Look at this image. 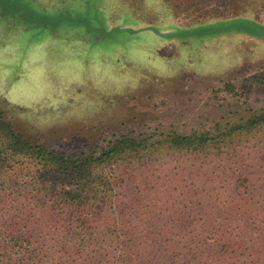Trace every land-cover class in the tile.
I'll list each match as a JSON object with an SVG mask.
<instances>
[{"label":"rangeland","instance_id":"374dc122","mask_svg":"<svg viewBox=\"0 0 264 264\" xmlns=\"http://www.w3.org/2000/svg\"><path fill=\"white\" fill-rule=\"evenodd\" d=\"M263 70L264 0H0V109L59 152L248 117Z\"/></svg>","mask_w":264,"mask_h":264},{"label":"trees","instance_id":"16d2710c","mask_svg":"<svg viewBox=\"0 0 264 264\" xmlns=\"http://www.w3.org/2000/svg\"><path fill=\"white\" fill-rule=\"evenodd\" d=\"M0 264H264V109L88 155L0 109Z\"/></svg>","mask_w":264,"mask_h":264}]
</instances>
